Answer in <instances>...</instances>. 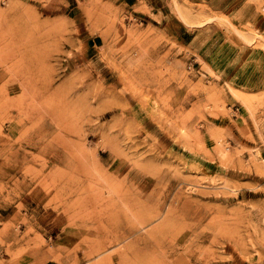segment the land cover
Wrapping results in <instances>:
<instances>
[{
  "label": "rangeland",
  "instance_id": "1",
  "mask_svg": "<svg viewBox=\"0 0 264 264\" xmlns=\"http://www.w3.org/2000/svg\"><path fill=\"white\" fill-rule=\"evenodd\" d=\"M0 264H264V0H0Z\"/></svg>",
  "mask_w": 264,
  "mask_h": 264
},
{
  "label": "bare ground",
  "instance_id": "2",
  "mask_svg": "<svg viewBox=\"0 0 264 264\" xmlns=\"http://www.w3.org/2000/svg\"><path fill=\"white\" fill-rule=\"evenodd\" d=\"M109 218V217H108ZM107 218V219H108ZM114 218V217H113ZM118 218V217H117ZM110 220V219H109ZM108 220V221H109ZM115 221V220H114ZM118 221V220H117ZM110 223V222H109ZM112 224V223H111ZM119 224H120V222H119ZM117 226V225H116ZM118 227V226H117ZM119 228V227H118ZM148 232H150V231H148ZM141 240V239H140ZM136 241V240H135ZM133 243H134V241H133ZM136 243V242H135ZM139 243V242H138ZM144 243V242H143ZM147 243V242H146ZM148 244V243H147ZM136 245V244H135ZM100 246H102V245H100ZM105 246V245H104ZM104 246H102V247H104ZM143 246H144V244H143ZM147 246V245H146ZM137 247V245L135 246V248ZM139 248V247H138ZM144 248V247H143ZM95 249H97V248H95ZM102 249V248H101ZM138 250V249H137ZM140 250V249H139ZM98 251H100V248L98 249Z\"/></svg>",
  "mask_w": 264,
  "mask_h": 264
},
{
  "label": "crops",
  "instance_id": "3",
  "mask_svg": "<svg viewBox=\"0 0 264 264\" xmlns=\"http://www.w3.org/2000/svg\"><path fill=\"white\" fill-rule=\"evenodd\" d=\"M255 18H256V16L254 18L253 17H249L248 20L253 22V21H255V20H253Z\"/></svg>",
  "mask_w": 264,
  "mask_h": 264
}]
</instances>
